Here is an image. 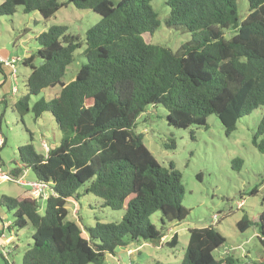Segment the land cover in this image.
Masks as SVG:
<instances>
[{"label": "trees", "instance_id": "1", "mask_svg": "<svg viewBox=\"0 0 264 264\" xmlns=\"http://www.w3.org/2000/svg\"><path fill=\"white\" fill-rule=\"evenodd\" d=\"M151 1L0 2V16L13 14L20 5L24 13L38 11L46 19L67 4L100 15L84 33L86 60L72 81L62 78L81 40L65 25H51L36 35L38 48L22 60L30 73L26 94L13 103L14 111L21 121L29 110L35 119L49 111L64 133L42 154L31 142L18 147L21 167L15 163L9 171L18 177L28 169L47 185L43 214L38 212L39 197L0 196V205L14 210L7 229L27 223L33 227L22 264H103L104 255L114 254L117 247L159 241L166 224L188 215L180 172L172 163L162 166L135 131L137 117L150 105L165 108L168 122L177 128L205 125L214 114L225 133L235 129L240 117L262 107L251 142L264 154V0H247L242 19L238 0H166L165 27L190 34L174 51L143 38L160 24ZM225 31H230L228 38ZM53 86L59 91L52 99L41 98L29 107L30 95ZM81 186L100 198L102 206L121 210L120 219L92 226L67 219L66 203H77ZM156 211L161 212V229L149 220ZM258 219L263 258L257 264H264V210ZM252 223L243 215L236 226L244 231ZM224 241L212 225L189 229L181 264H233L231 256L213 255ZM176 243L174 233L166 244Z\"/></svg>", "mask_w": 264, "mask_h": 264}, {"label": "rangeland", "instance_id": "2", "mask_svg": "<svg viewBox=\"0 0 264 264\" xmlns=\"http://www.w3.org/2000/svg\"><path fill=\"white\" fill-rule=\"evenodd\" d=\"M2 0H0L1 2ZM66 2L67 0H60ZM166 0H152L150 5L160 20L159 26L150 35L144 33L146 42L176 50L190 39L188 32L181 33L165 27L163 19L168 13ZM247 0L237 1L239 19L247 13ZM100 20V15L91 9H78L71 4L60 7L49 18L38 11L24 13L19 5L11 15L0 16V58L4 62L16 58L14 77L11 69L0 70V133L5 139L0 148V166L10 171L12 164L21 167L17 149L31 142L37 153H45V147L55 146L64 133L56 126L49 111L35 119L32 111L23 115L22 121L13 109V103L26 94L25 81L30 67L22 60L38 48L36 35L51 25H65L68 32L78 36L81 46L74 52L73 61L67 65L63 81L68 83L86 59L82 54L85 31ZM230 31H225L228 38ZM34 64L37 61L34 60ZM15 89V90H14ZM59 91V86L46 87L37 95H30L28 105L44 99L49 101ZM263 108L258 107L240 117L235 129L225 133L219 119L211 114L206 124L177 128L167 120V111L161 105L148 106L136 119L135 131L142 134L144 145L164 167L172 163L181 174L184 188L182 205L188 215L175 225L166 224L165 235L158 241H133L117 247L114 254L106 253L103 264H181L188 240V230L209 225L225 237L224 243L213 251L216 258L231 256L233 264H257L263 258L259 241V214L264 210V154L252 144L251 137L261 117ZM172 141L174 145L172 146ZM240 162L237 163L236 161ZM19 178L34 179L32 172L23 169ZM256 188V193L251 191ZM78 189L77 203L68 201L67 219L80 226H92L96 221L119 220L122 211L102 206L100 198ZM27 190L26 186L0 179V196L17 197ZM37 199L38 212L43 214L46 195ZM14 210L0 205V264H22L25 249L32 244L33 227L27 223L22 228L7 225L13 219ZM246 215L253 223L240 231L236 223ZM161 212L156 211L149 220L161 229ZM177 234V243L166 242ZM92 264V263H87Z\"/></svg>", "mask_w": 264, "mask_h": 264}, {"label": "built area", "instance_id": "3", "mask_svg": "<svg viewBox=\"0 0 264 264\" xmlns=\"http://www.w3.org/2000/svg\"><path fill=\"white\" fill-rule=\"evenodd\" d=\"M0 61L3 66H7L12 70L11 76H14L15 63L17 59L11 58L10 60L8 59V60H5L4 62L2 60ZM4 142H5V139L0 133V148L4 145ZM45 149L47 150V146L45 147ZM0 179L13 181L20 185L26 186L29 196L34 197V198L39 197L41 194H46L47 185L44 182L37 180V179L25 180L23 178L15 177L11 175L9 171L8 172L4 171L1 166H0Z\"/></svg>", "mask_w": 264, "mask_h": 264}, {"label": "crops", "instance_id": "4", "mask_svg": "<svg viewBox=\"0 0 264 264\" xmlns=\"http://www.w3.org/2000/svg\"><path fill=\"white\" fill-rule=\"evenodd\" d=\"M0 60H1V58H0ZM11 71H12V70H11ZM13 77H14V76H13ZM13 166H15V163H13ZM19 196H29V194H28L27 190H24V191L22 192V194L19 195Z\"/></svg>", "mask_w": 264, "mask_h": 264}, {"label": "water", "instance_id": "5", "mask_svg": "<svg viewBox=\"0 0 264 264\" xmlns=\"http://www.w3.org/2000/svg\"><path fill=\"white\" fill-rule=\"evenodd\" d=\"M12 167H13V164H12Z\"/></svg>", "mask_w": 264, "mask_h": 264}]
</instances>
